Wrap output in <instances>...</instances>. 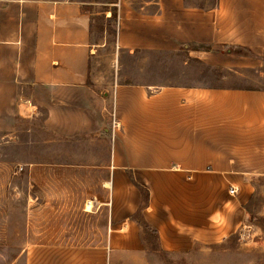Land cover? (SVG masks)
I'll use <instances>...</instances> for the list:
<instances>
[{"label":"crops","instance_id":"obj_1","mask_svg":"<svg viewBox=\"0 0 264 264\" xmlns=\"http://www.w3.org/2000/svg\"><path fill=\"white\" fill-rule=\"evenodd\" d=\"M201 1L117 0L101 13L74 0L0 4V119L10 105L25 118L41 106L44 124L60 137L99 132L105 101L88 86L98 15L116 16L117 50H186L225 74L259 73L264 0ZM105 100L121 125L101 128L109 137L105 163L28 166L26 254L104 264L116 238L141 248L135 216L165 252L222 238V219L223 234L242 224L250 195L244 178L257 174L247 164L261 143L264 153L263 89L117 85ZM21 106L31 110L20 114ZM229 185L237 190L228 202ZM125 225L123 237L116 227Z\"/></svg>","mask_w":264,"mask_h":264},{"label":"rangeland","instance_id":"obj_2","mask_svg":"<svg viewBox=\"0 0 264 264\" xmlns=\"http://www.w3.org/2000/svg\"><path fill=\"white\" fill-rule=\"evenodd\" d=\"M9 0H0L3 4ZM40 1V0H36ZM86 10L101 13L111 10L117 0H74ZM201 3V0H193ZM102 15L93 20L89 61L88 86L101 102L102 123L99 132L60 137L44 124L46 109L33 110L29 118L17 115L10 105L0 119V264H60L67 258L28 255L25 252V220L28 204L27 169L30 164L99 165L108 152L109 137L101 130L111 129L110 103L105 100L117 85L207 86L264 90V65L259 73L225 74L206 66L202 61L188 57L186 50L178 52H129L117 50L114 35L101 23ZM23 93H25L23 91ZM19 98H16V102ZM30 107H20L22 110ZM93 112V110H92ZM96 113H92L94 116ZM259 154V155H258ZM257 159L247 164L257 174L244 178L250 191L244 206L242 224L226 231L228 223L222 219V238L198 243L188 252H165L159 249L149 230L140 235L141 248H129L122 237L115 240V251L104 264H264V153L256 152ZM229 179V178H228ZM240 188V183H235ZM250 185V186H249ZM226 187V184L224 183ZM223 191V189H222ZM227 201L233 197L226 191ZM91 207L90 202L86 204ZM91 210V208H90ZM89 210V211H90ZM87 211V212H89ZM135 219L141 220L139 216ZM226 223V224H225ZM126 237V225L116 227ZM121 230V232H119ZM85 259V258H83ZM89 263V259H85ZM70 264V263H68Z\"/></svg>","mask_w":264,"mask_h":264},{"label":"trees","instance_id":"obj_3","mask_svg":"<svg viewBox=\"0 0 264 264\" xmlns=\"http://www.w3.org/2000/svg\"><path fill=\"white\" fill-rule=\"evenodd\" d=\"M215 2V1H214ZM95 19V18H94ZM93 19V20H94ZM92 20V21H93ZM101 23L104 24V27L106 29H108L109 32H111L113 35L116 34V24H117V19H116V16L115 15H111L110 17L108 18H105L103 16V18L101 19ZM134 52H138L137 50L134 51ZM131 179V182L133 183V185L142 193L143 197H144V201H146L148 199V192L142 188L141 186H139L138 184H136L134 182V180L132 179V177H130ZM136 221L139 223V225L141 226V228L143 230H149L153 235L154 237L157 239V232L155 230H151L147 224H145L142 220H137Z\"/></svg>","mask_w":264,"mask_h":264},{"label":"built area","instance_id":"obj_4","mask_svg":"<svg viewBox=\"0 0 264 264\" xmlns=\"http://www.w3.org/2000/svg\"><path fill=\"white\" fill-rule=\"evenodd\" d=\"M109 119L111 122V131L112 132L120 131L121 125H120L119 120L116 118L115 112L113 110L109 113ZM236 190H237L236 187H234L233 185H229V194L230 195H232V196L235 195Z\"/></svg>","mask_w":264,"mask_h":264},{"label":"bare ground","instance_id":"obj_5","mask_svg":"<svg viewBox=\"0 0 264 264\" xmlns=\"http://www.w3.org/2000/svg\"><path fill=\"white\" fill-rule=\"evenodd\" d=\"M88 205H89V204H88ZM90 208H91V207H90V205H89V206H87V211H89V210H90Z\"/></svg>","mask_w":264,"mask_h":264}]
</instances>
